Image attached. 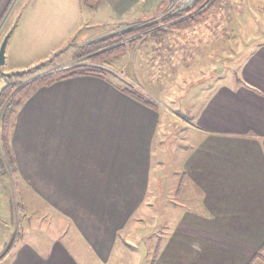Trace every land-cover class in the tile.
<instances>
[{"label": "crops", "instance_id": "obj_1", "mask_svg": "<svg viewBox=\"0 0 264 264\" xmlns=\"http://www.w3.org/2000/svg\"><path fill=\"white\" fill-rule=\"evenodd\" d=\"M47 1L55 11L39 5L41 17L32 27L27 22L31 36L46 32L49 18L66 19V31L77 25L79 5L65 13L64 0ZM85 1L90 9L106 1L125 21L153 18L166 2ZM12 2L0 0V43L13 31ZM254 34V44L241 47L235 40L228 51L238 65L232 81L221 83L224 73L215 74L216 86L195 106L198 135L184 145L182 172L195 203L174 225L159 223L147 264H264V39ZM13 57L14 48L0 65L5 79ZM160 121L155 105L110 77L75 75L33 90L10 134L14 182L0 168L8 176L0 205L12 194L16 200L14 218L0 221V231L9 224L13 233L1 242L0 264H109L123 260L133 242L145 244L134 229L156 222L160 177L157 186L150 179Z\"/></svg>", "mask_w": 264, "mask_h": 264}, {"label": "rangeland", "instance_id": "obj_2", "mask_svg": "<svg viewBox=\"0 0 264 264\" xmlns=\"http://www.w3.org/2000/svg\"><path fill=\"white\" fill-rule=\"evenodd\" d=\"M30 1L13 0L10 8L8 24L13 31L5 53L9 58V52L14 48V57L9 63L13 64L9 69L14 73L10 75L13 79L25 83L28 78L29 81L69 66L95 65L109 72V77L114 78L121 87L124 85L147 97L159 109L161 121L157 140L161 145L154 149L150 179V185L153 183V186H157L155 176L160 177L157 186L159 195L152 207L155 226L134 229L136 235L144 238L145 244L137 239V246L134 242L132 244L133 250L127 249L121 253L123 260L109 263L147 264V248L156 240L158 232L153 231H158L159 223L174 225L185 206L193 207L195 203L190 199L193 185L189 180H184L182 173L184 145L198 135L192 125L196 120L195 106L216 86L215 74L224 73L223 79H219L221 83L232 81L233 68L237 69L238 65L227 55L235 40L239 41L241 47L244 44L246 47L257 41L255 32H260L261 39H264V0H203L195 5L190 15L168 24L150 23L152 18L125 21V18H118L109 10L106 1L90 9L85 0H64L62 11L65 13L72 12V8L79 5L76 8L80 12L77 25L66 31L62 26L66 19L49 18L46 32L33 36L28 31L27 22L32 27V19L36 21L41 17L39 5L51 14L55 11V4L47 0L37 3ZM117 20L121 21L115 23ZM158 28L167 30L163 35L151 36ZM112 36L118 37L112 45L117 48L106 62L74 56L78 46ZM28 69L30 72L17 74ZM38 71L41 72L36 73ZM6 81L0 72V90ZM3 169L8 172V169ZM8 175L13 181L12 174ZM3 180L7 181L8 176L0 173L1 191ZM12 195L9 202L2 199L0 221L14 218L15 195ZM2 225L4 232L0 231V251L3 249L2 240L13 235L9 224ZM95 263L103 264L99 261Z\"/></svg>", "mask_w": 264, "mask_h": 264}, {"label": "trees", "instance_id": "obj_3", "mask_svg": "<svg viewBox=\"0 0 264 264\" xmlns=\"http://www.w3.org/2000/svg\"><path fill=\"white\" fill-rule=\"evenodd\" d=\"M200 1L203 0H198L197 3H199ZM181 22H179V24ZM175 25H177V23L174 24V26ZM166 30L167 29L164 28H158L151 34V36L163 35L162 33L166 32ZM116 38L118 37L112 36L107 37V39H104L99 42H89L86 44H82L81 46H78L76 48L74 56L76 58L85 56L86 59L90 61L106 62V60H108L107 57L116 51L117 47L112 46L117 41ZM102 68L103 67H97L95 65L92 66L85 64H77L74 66H69L67 68L52 71L40 77L33 78L29 81L28 78L25 83L24 81L13 79L10 75L14 73H6V84L0 90V168L8 169V172L10 174L14 172V158L10 146V134L13 128L14 115L22 101L33 90H35L39 85L43 83L75 75L89 74L108 78L110 73ZM27 72H30V69L18 71L17 74L19 75L20 73ZM40 72L41 71H38L36 73ZM122 89L130 95L143 101V103L154 107V103L147 97L137 92H134L125 86H123Z\"/></svg>", "mask_w": 264, "mask_h": 264}, {"label": "built area", "instance_id": "obj_4", "mask_svg": "<svg viewBox=\"0 0 264 264\" xmlns=\"http://www.w3.org/2000/svg\"><path fill=\"white\" fill-rule=\"evenodd\" d=\"M198 0H167L158 14L152 18L150 23L166 22L183 19L191 14Z\"/></svg>", "mask_w": 264, "mask_h": 264}, {"label": "water", "instance_id": "obj_5", "mask_svg": "<svg viewBox=\"0 0 264 264\" xmlns=\"http://www.w3.org/2000/svg\"><path fill=\"white\" fill-rule=\"evenodd\" d=\"M10 35V31H8L4 37L2 38V41L0 43V65H3L5 63V48L7 44L8 37Z\"/></svg>", "mask_w": 264, "mask_h": 264}]
</instances>
